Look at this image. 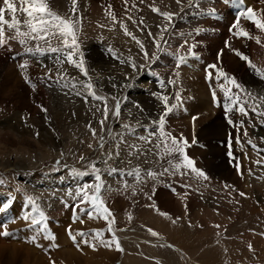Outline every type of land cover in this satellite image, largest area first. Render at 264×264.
<instances>
[{
  "label": "rangeland",
  "instance_id": "1",
  "mask_svg": "<svg viewBox=\"0 0 264 264\" xmlns=\"http://www.w3.org/2000/svg\"><path fill=\"white\" fill-rule=\"evenodd\" d=\"M160 3L161 15L165 14L169 23L178 19L174 9L180 7V14L185 16L189 7L180 0ZM10 5L0 0V19L8 16ZM166 5L167 12L163 10ZM242 7L253 13L245 0L214 9L201 37L193 42L182 34L185 29L170 26L172 40L168 43L177 46L176 52L183 53V63L187 66H206V53L216 50L221 40H236L234 44L241 49L244 45L239 42L242 38L237 13ZM246 20L241 19V26ZM16 33L23 36L26 52L32 57L38 99L34 106L24 105L29 91L18 83L13 93L15 103L3 108L12 107L13 111L7 114L18 112L25 120L12 129L3 126L5 116L0 120V156L3 155L0 196L4 199V207L0 208L1 261L10 259L13 264L264 263V240L251 239L247 252L243 244L247 246L249 242H238L234 234L232 237L224 234L236 225V220L246 216L245 207L247 212L264 207V193L257 187L264 185V167L255 169L257 186L250 187L245 178L241 193L228 189L230 184L240 182L243 171L233 175L237 166L228 165L226 157L212 154L211 144L218 128L205 126L198 141L192 140L193 128H182L171 135L156 134L154 142H120L124 134L146 133L147 128L139 126L129 129L115 125L107 137L102 135V107L108 108V118L113 122L124 110L115 94L105 87L114 84L115 78L97 70L94 64L103 59L116 63L118 49H148L155 41L143 46L115 44L111 48L91 50L85 64L75 61L62 66L36 54L33 33L23 23L3 33L0 45L3 39ZM244 35L254 38V51L259 55L257 41L259 37L264 39V34L257 29L244 31ZM217 56L222 54L210 53V58ZM128 59L135 62L137 57ZM249 61L254 72L236 77L226 75L228 81L222 87L219 75L212 71L209 78L191 91L212 105L234 102L235 113H242L244 107H251L255 97L261 96L259 91L249 94V81L264 80V60L258 56ZM40 63L46 65L44 72L39 71ZM76 65L84 72L68 70ZM87 80L94 83L93 96L85 101ZM171 111L177 112V107L174 105ZM251 119L247 114L243 120L224 123L225 128L236 131L234 135L231 133L230 142L235 143L232 149L237 153L240 167L252 156L248 150L258 145L264 147V140L255 132L257 122ZM208 163L212 164L211 171ZM227 189L230 191L227 193L240 199L235 201L240 214H232L234 203L224 204L228 198L234 202V196L221 193ZM201 200L209 204L204 207L208 213L199 208ZM5 215L10 218L5 220Z\"/></svg>",
  "mask_w": 264,
  "mask_h": 264
},
{
  "label": "bare ground",
  "instance_id": "2",
  "mask_svg": "<svg viewBox=\"0 0 264 264\" xmlns=\"http://www.w3.org/2000/svg\"><path fill=\"white\" fill-rule=\"evenodd\" d=\"M170 1L174 2L175 0ZM180 1L189 4L184 12L185 16L180 14L181 8L177 7L173 12L178 16V19L169 23L168 17L165 14L161 15V0H1V2L11 5L8 9V16L0 19V36L5 35L3 33L12 30L14 26L23 23L33 33L36 54L62 66L73 64L75 61L85 64L91 50L111 48L115 44L143 46L155 41L148 49L145 47L118 49L116 63L103 59L94 64L97 70L106 72L115 78L114 84L108 83L105 87L110 93L115 94L119 106L124 110L122 115H118L116 122H113L108 118V108L102 107L100 125L102 135L107 137L108 132L115 125L129 129L139 126L147 128L146 133L124 134L120 142H144L145 140L154 142L156 134L161 136L162 132H165L171 135L182 128L187 130L193 128L192 140L198 141L203 137L205 126L209 129L218 128L215 142L211 144L214 146L212 154L217 158L226 157L228 165H234V168L237 166V169H233V175L241 174L243 171L240 182L228 186V189L241 193V183L245 178L248 179L250 187L257 186L254 181L255 169L264 167V147L258 145L252 150H248L252 156L249 155L248 162H243L240 167L238 159H236L237 153L232 149L235 143L230 142L231 133L234 135L236 131L225 128L224 123L225 121L243 120L249 114L252 117L251 120H254L255 124L257 122L256 128L254 127L256 134L264 140V80L257 78L249 81V94L253 95L254 91H259L261 96L255 97L251 107H244L245 110L239 114L235 113L237 106L233 104L234 102H217V99L213 97L217 103L212 105L202 101L199 94L191 90L196 89L200 81L209 78L212 71H216L219 75L218 82L222 87L227 84L229 76L226 75L236 77L241 73L255 71L249 60L251 57L258 56L264 60V39L259 37L257 41V44L260 45V53L257 55L252 44L254 38L250 37V39L244 35V31H257L258 29L264 34V2L245 0L253 13L247 9L244 10L243 7V13L239 15L237 13L240 16L239 27L242 38L239 42L242 41L244 45L241 49L239 48L240 50L234 44L236 40H221L216 50L206 53V66H187L183 63V53L179 54L176 52L177 46L168 43L172 40L169 38L168 28L173 26L185 29L182 34L189 42H193L201 37L203 27L209 23L214 9L230 6L237 0H225V2L224 0ZM252 4L254 6L262 4L263 7H253ZM236 8L238 7L236 6ZM163 10L167 12L168 6H163ZM243 18H247V20L246 24L242 22L244 26H241L240 22ZM2 43L0 45V120L5 116L2 120L3 126L12 129L20 126V120L25 119L18 112L7 114L8 111H13L12 107H3L15 103L13 93L18 83L24 87V90L29 91L24 105L34 106L38 99L35 87L37 73L32 63V57L26 52L21 34L16 33L14 36L5 38ZM226 45L228 47H225ZM218 51L222 56L210 58V53ZM130 56L137 57V60L129 61ZM39 65V71L44 72L46 65L43 63ZM141 66H144L143 70L140 69ZM68 70L76 73L84 72V69L79 65L72 66ZM16 80L19 82H15ZM184 83H188V85ZM93 85L91 80H87L85 86L87 90L83 92L85 101L93 96ZM190 87L192 88L190 89ZM21 95L23 96V94ZM93 101L97 102V100ZM98 104L102 105L99 102ZM174 105L177 107V112L171 111ZM145 110L147 111L145 112ZM139 113H147L148 116L139 117ZM261 138L258 139L261 140ZM0 153L2 152L0 151ZM39 155L42 156L41 153ZM0 160H3V155L0 156ZM211 165L208 163L209 171L213 169ZM219 167L221 168V166ZM20 168L24 169V167ZM195 179L197 180V178ZM257 187L264 193V185ZM228 189L221 193L230 195L226 192L229 191ZM230 196H234V202L228 198L224 199V204L234 203L232 214L234 212L240 214L238 204L235 206V201L240 199L233 194ZM198 205L203 212L208 213L204 209L205 205H209L206 201L201 200ZM0 206V208L4 207V199L1 196ZM247 211L245 207L244 215L246 216H243V219L238 218L239 220L235 222L236 225L226 232L224 230V234L231 235V237L234 234L238 242H249L247 246L243 244L248 252V246L252 245V240L255 242L260 239V241L264 240V207ZM247 215L249 216L247 217ZM5 216V220L10 218ZM260 226H262L261 230ZM9 256L8 258H10ZM0 264L13 263L9 259L6 262L0 260Z\"/></svg>",
  "mask_w": 264,
  "mask_h": 264
},
{
  "label": "water",
  "instance_id": "3",
  "mask_svg": "<svg viewBox=\"0 0 264 264\" xmlns=\"http://www.w3.org/2000/svg\"><path fill=\"white\" fill-rule=\"evenodd\" d=\"M115 264H119V262H116Z\"/></svg>",
  "mask_w": 264,
  "mask_h": 264
}]
</instances>
